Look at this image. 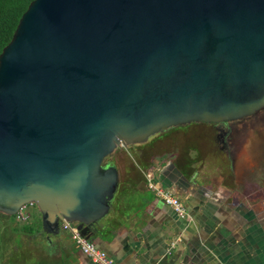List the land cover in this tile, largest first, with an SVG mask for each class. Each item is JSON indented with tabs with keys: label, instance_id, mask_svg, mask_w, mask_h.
<instances>
[{
	"label": "water",
	"instance_id": "water-1",
	"mask_svg": "<svg viewBox=\"0 0 264 264\" xmlns=\"http://www.w3.org/2000/svg\"><path fill=\"white\" fill-rule=\"evenodd\" d=\"M262 108L264 0H32L0 52V211L89 238L116 148Z\"/></svg>",
	"mask_w": 264,
	"mask_h": 264
},
{
	"label": "crops",
	"instance_id": "crops-1",
	"mask_svg": "<svg viewBox=\"0 0 264 264\" xmlns=\"http://www.w3.org/2000/svg\"><path fill=\"white\" fill-rule=\"evenodd\" d=\"M194 129L204 130H189ZM211 142L200 137L194 140L197 151L178 144L175 152L163 154L148 152L147 139V150L124 147L123 155L108 157L119 184L88 239L116 264H264V204L246 199L237 172ZM147 173L180 197L187 219L147 188ZM27 221L20 225H35V219ZM6 229L0 264H94L61 226L48 234L40 228L35 235Z\"/></svg>",
	"mask_w": 264,
	"mask_h": 264
},
{
	"label": "rangeland",
	"instance_id": "rangeland-1",
	"mask_svg": "<svg viewBox=\"0 0 264 264\" xmlns=\"http://www.w3.org/2000/svg\"><path fill=\"white\" fill-rule=\"evenodd\" d=\"M225 122H229L230 127H233L230 132L231 136H228L231 139H228L231 141L228 142L231 151V157L229 158L231 171L237 172L239 186L242 188L241 191L244 192L246 199H250L253 196L257 198L260 204H264V108L250 115ZM210 123L219 124L222 122L193 121L156 132L148 138L151 142L150 146L147 147L148 152L170 154L176 151L178 144L180 146L183 144L181 147H188V149L191 148L197 151L194 140L200 138L203 132L208 133L214 139L216 135L224 130V126L222 128L218 126L220 128L218 130L216 126H212ZM193 126L196 128L202 127L204 130H189ZM187 127L188 129L186 130ZM143 143L139 142L118 147L109 157L123 155L125 152L124 147L126 149L144 147L147 150ZM27 209L31 214L30 219H37L41 228V217L37 206L28 204Z\"/></svg>",
	"mask_w": 264,
	"mask_h": 264
},
{
	"label": "built area",
	"instance_id": "built-area-1",
	"mask_svg": "<svg viewBox=\"0 0 264 264\" xmlns=\"http://www.w3.org/2000/svg\"><path fill=\"white\" fill-rule=\"evenodd\" d=\"M147 188L154 193L155 196L161 198L163 202L168 205L175 215L180 219L188 218V211L184 202L172 193L170 190L163 188L160 184L153 180L152 174H146ZM28 204L22 205L16 212L15 217L18 221H27L31 214L27 209ZM62 228L71 232L72 237L80 250L86 255L94 264H116L107 252L97 247L91 240L86 238L79 230L69 221L62 222Z\"/></svg>",
	"mask_w": 264,
	"mask_h": 264
},
{
	"label": "trees",
	"instance_id": "trees-1",
	"mask_svg": "<svg viewBox=\"0 0 264 264\" xmlns=\"http://www.w3.org/2000/svg\"><path fill=\"white\" fill-rule=\"evenodd\" d=\"M31 1L32 0H0V52L11 39L19 18ZM38 223V220L35 219V225H19L13 230L14 232L35 235L40 231V225ZM6 228L7 226L1 220L0 216V250L3 248L2 245H4V241L6 240Z\"/></svg>",
	"mask_w": 264,
	"mask_h": 264
},
{
	"label": "flooded vegetation",
	"instance_id": "flooded-vegetation-1",
	"mask_svg": "<svg viewBox=\"0 0 264 264\" xmlns=\"http://www.w3.org/2000/svg\"><path fill=\"white\" fill-rule=\"evenodd\" d=\"M212 126H216V129H220L218 128V126H224L223 127V131L216 135V137L213 139L212 137H210V135L208 133H202L201 134V138L202 139H209V140H212L211 144H212V150H215L219 153H223L225 154V157L229 160V158L231 157L230 154H231V151H230V148H229V145H228V142H231L229 140V135L231 136L230 132L233 130V127L231 128L230 127V123L229 122H222V123H219V124H214V123H210ZM213 136V135H212ZM220 136V137H219ZM229 139V140H228ZM210 144V146H211ZM209 146V147H210ZM138 148H136V151H137ZM40 214V213H39ZM0 216H1V220L6 224V226L8 227V232L10 234H15L16 232H14V228H17L21 222L18 221L15 217V214H5L3 212L0 211ZM8 244V243H7Z\"/></svg>",
	"mask_w": 264,
	"mask_h": 264
}]
</instances>
